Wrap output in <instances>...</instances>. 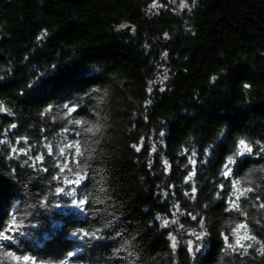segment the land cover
Wrapping results in <instances>:
<instances>
[{
  "label": "trees",
  "instance_id": "16d2710c",
  "mask_svg": "<svg viewBox=\"0 0 264 264\" xmlns=\"http://www.w3.org/2000/svg\"><path fill=\"white\" fill-rule=\"evenodd\" d=\"M0 104V264H264V0H0Z\"/></svg>",
  "mask_w": 264,
  "mask_h": 264
},
{
  "label": "snow or ice",
  "instance_id": "6c2138e0",
  "mask_svg": "<svg viewBox=\"0 0 264 264\" xmlns=\"http://www.w3.org/2000/svg\"><path fill=\"white\" fill-rule=\"evenodd\" d=\"M181 8H187L189 7L187 3L185 2H182L181 3ZM215 79V78H213ZM245 87H248V85H246ZM66 108H68L67 105H65ZM7 111V109H5L3 107L2 104H0V112H5ZM76 111V108L75 107H72V108H68V112L69 114H71L72 112H75ZM11 114V113H9ZM72 123L76 124V125H86L88 122L87 121H80V120H74L72 121ZM16 125L13 124L12 125V128H15ZM85 131H87L88 133H91L93 135L97 134L100 129L99 127H96V126H88ZM77 135H79V133H77ZM24 139V138H22ZM21 141H16L17 144H19ZM2 143H7V141H3V140H0V144ZM25 143H26V139H25ZM47 149H48V154L51 155L53 153V149L51 146H46ZM237 148H238V152L237 154L238 155H244L245 153L247 154H251L252 153V148L249 144H247L244 140H240L239 141V144L237 145ZM68 149H74V153L73 155L74 156H79V155H82L81 153V147H80V143L79 141H76V142H71V143H68L66 144L65 146L63 147H60L59 148V155L63 156L65 154V152L68 150ZM11 151L17 155L23 153L24 155H29V151L28 149L24 148V147H21L19 149H17L16 147H12L11 148ZM137 151H139V148H137ZM194 155V154H193ZM36 159L38 161H42L43 160V157L42 156H37ZM25 163H27V161H25ZM190 163H193L195 164V160L192 159L190 160ZM234 163V160L230 157L228 162L225 164L224 168H225V171L223 173V175L225 177H228L230 174H231V164ZM165 165L167 166V162L165 161ZM59 167V170L61 173L64 172V170L66 168H68V164L65 163L63 165H58ZM47 169H45L46 171ZM70 170V169H69ZM195 173H191L188 177H187V180H191L192 179V176L194 175ZM76 179L75 180H67L65 178V183L69 184V185H75V186H79L81 185V183L85 180L86 178V174H80V173H76ZM55 179L59 180L60 177L57 176V177H54ZM239 183V181H234L233 182V188L234 190L238 193L235 197V200L234 201H230V203L232 204L233 208H236L237 210H239V205L235 202L237 200L240 199L241 196L245 195L247 192H250L252 191L253 189L251 188H246V189H243V190H240V189H237L236 188V185ZM193 193L195 192V187H193L192 189ZM56 194L57 195H60V194H63V195H66V196H75L76 194V189L75 187L72 188L71 191H66L64 187H59L56 189ZM87 203V199L86 198H82L80 199L79 201H77L76 199H73L72 200V204L73 206L77 207V208H80L81 211L84 210V205ZM43 206V205H42ZM61 205L60 204H57L56 207H60ZM261 208H264V203L260 204L259 205ZM195 218V217H193ZM169 223V221L167 219L163 220V223H162V226H167ZM173 223H175V221H173ZM23 227V224L22 222H17L16 219L14 218L13 219V226L8 230V234L6 233H3V232H0V248H3L4 247V244L2 242H9V243H14L15 240H16V235L14 234H22V233H19V229H21ZM182 227V226H181ZM247 226L245 224H240V225H237V228L236 229H233V232L234 234L236 233L237 229H242V228H246ZM85 235H87V233H85ZM191 235L195 236L196 240L199 241L203 238V233H200V234H197V233H192ZM172 241H173V247L175 248L176 246V238L173 236L171 237ZM242 239H247V240H251V241H255L256 238L254 236H244V237H238L237 240H236V245H238L241 249H243L244 251V254H247V249L248 248H251L253 245L251 243L247 244L246 246L244 244L241 243V240ZM228 238L225 237V241L227 242ZM194 247H195V251H199V245H195L194 246V242L192 240H189L188 241V250L189 252H193L194 250ZM229 247H233L232 245H229ZM233 250H235V248H233ZM257 251L261 254V255H264V244H262L260 246L259 249H257ZM5 255L7 256H12L15 260L17 261H24V262H29L31 261V264H35V261L34 260H31L30 257L28 256H23V257H20V256H14L13 253L11 252H6ZM66 264V262H65Z\"/></svg>",
  "mask_w": 264,
  "mask_h": 264
},
{
  "label": "rangeland",
  "instance_id": "374dc122",
  "mask_svg": "<svg viewBox=\"0 0 264 264\" xmlns=\"http://www.w3.org/2000/svg\"><path fill=\"white\" fill-rule=\"evenodd\" d=\"M172 2H173V0H172ZM181 3H182V1H179L178 3H173V4H174V6H176V9L180 10V9H182L180 6ZM158 6L159 5L153 4L150 7L152 10H156L158 8ZM175 233H176V235H174V237L176 238V241H177V238H180L181 233L180 232L179 233L175 232Z\"/></svg>",
  "mask_w": 264,
  "mask_h": 264
},
{
  "label": "water",
  "instance_id": "95a60500",
  "mask_svg": "<svg viewBox=\"0 0 264 264\" xmlns=\"http://www.w3.org/2000/svg\"><path fill=\"white\" fill-rule=\"evenodd\" d=\"M65 1V3H74V2H78V1H81V0H64ZM192 237L191 235H188V234H186V235H184V237Z\"/></svg>",
  "mask_w": 264,
  "mask_h": 264
}]
</instances>
